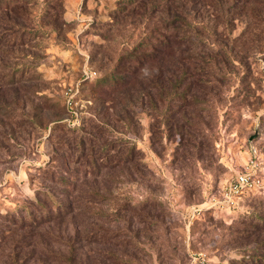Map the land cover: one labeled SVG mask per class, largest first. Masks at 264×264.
Listing matches in <instances>:
<instances>
[{"label":"rangeland","instance_id":"374dc122","mask_svg":"<svg viewBox=\"0 0 264 264\" xmlns=\"http://www.w3.org/2000/svg\"><path fill=\"white\" fill-rule=\"evenodd\" d=\"M150 1L0 0V264L261 254L264 0H183L204 28L155 61ZM251 149L261 187L211 207Z\"/></svg>","mask_w":264,"mask_h":264},{"label":"trees","instance_id":"16d2710c","mask_svg":"<svg viewBox=\"0 0 264 264\" xmlns=\"http://www.w3.org/2000/svg\"><path fill=\"white\" fill-rule=\"evenodd\" d=\"M165 1L167 6L161 5L160 7L162 10L161 13L164 14L165 16L164 19L161 20L163 22V27L161 29L164 30L165 36H162L159 40H157L154 43V46H152V53L148 56L149 59L152 61L159 59V57L164 53L171 52L174 47L181 46L182 42L188 40L187 38H185L187 32L197 31V29L199 28L200 29L204 28L202 22L196 21L197 18L195 19L194 16L188 19L191 15L187 13L186 10H184V7L182 6L183 0H172L171 6H169L171 0L170 2L169 0H165ZM148 4H152L150 0ZM145 5L146 4L144 2H141L139 7L145 10L147 8L145 7ZM154 8H158V7H154ZM179 34L183 36L179 37ZM135 72L136 70H133L132 74L129 77H125V78L129 79L131 76L135 75ZM183 77H184V73H183ZM36 212H38L39 214L38 216L36 215L31 217V212L28 214L29 216L28 220L30 221L29 223H33L36 220H39L40 218L41 219L44 218L43 214L45 215L46 213L45 210H43V212L41 213H39V211ZM17 217L22 218L20 217V215H18ZM256 219L262 223L260 226H256L258 228V231L260 230L264 232V217L259 219L256 218ZM261 239L262 240L257 243V245H259L258 247L259 248L261 247L262 249L260 251L261 254L255 256L252 255V256L242 257L240 260L235 261L232 264H264V237H261Z\"/></svg>","mask_w":264,"mask_h":264},{"label":"built area","instance_id":"2783aa9c","mask_svg":"<svg viewBox=\"0 0 264 264\" xmlns=\"http://www.w3.org/2000/svg\"><path fill=\"white\" fill-rule=\"evenodd\" d=\"M70 90L65 95L69 96ZM262 160L256 149H251L246 163L233 178L225 184L220 193V198L214 200L211 207L220 211L234 209L241 199L248 194L256 192L261 187Z\"/></svg>","mask_w":264,"mask_h":264}]
</instances>
